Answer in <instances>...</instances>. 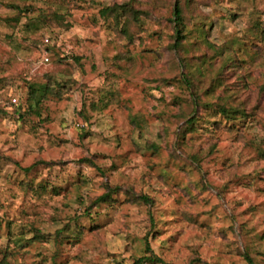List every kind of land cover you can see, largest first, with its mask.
I'll return each mask as SVG.
<instances>
[{"label": "rangeland", "instance_id": "obj_1", "mask_svg": "<svg viewBox=\"0 0 264 264\" xmlns=\"http://www.w3.org/2000/svg\"><path fill=\"white\" fill-rule=\"evenodd\" d=\"M0 7V264H264V0Z\"/></svg>", "mask_w": 264, "mask_h": 264}, {"label": "trees", "instance_id": "obj_2", "mask_svg": "<svg viewBox=\"0 0 264 264\" xmlns=\"http://www.w3.org/2000/svg\"><path fill=\"white\" fill-rule=\"evenodd\" d=\"M1 8V7H0ZM184 7L183 4L177 1L174 4V12L173 19L171 22L175 25V39L172 44V49L175 51H180L181 47L186 40L185 35V25H184ZM102 17L104 19L112 18L114 22L118 24V26L122 25L124 31H126V25L130 21H134L135 24L141 23V19H143V14L134 11L128 4L123 5H114L113 7H107L101 11ZM2 15V10L0 17ZM264 33V29H263ZM52 88L48 85H32L29 88L28 94V105L29 108L34 112V114L38 115V111L41 108L43 101H45L50 94H52ZM11 106H19V103H13L11 100ZM222 113L226 117H232L233 120L243 121L245 119H254L256 117V111H247L246 109H238V108H223ZM21 118H24V114H20ZM195 125V120L188 121L185 133H191L193 127ZM145 199V198H144ZM145 201H149L148 199ZM246 261L249 264H253L252 258L245 254ZM142 263V262H141Z\"/></svg>", "mask_w": 264, "mask_h": 264}, {"label": "built area", "instance_id": "obj_3", "mask_svg": "<svg viewBox=\"0 0 264 264\" xmlns=\"http://www.w3.org/2000/svg\"><path fill=\"white\" fill-rule=\"evenodd\" d=\"M0 14H1V8H0ZM44 61H45V62H48L49 59L46 57V58L44 59ZM12 102H13L14 104L17 103V99H13Z\"/></svg>", "mask_w": 264, "mask_h": 264}]
</instances>
